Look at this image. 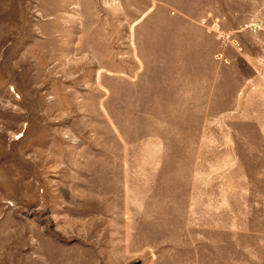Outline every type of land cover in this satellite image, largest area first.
<instances>
[{
    "label": "rangeland",
    "instance_id": "obj_1",
    "mask_svg": "<svg viewBox=\"0 0 264 264\" xmlns=\"http://www.w3.org/2000/svg\"><path fill=\"white\" fill-rule=\"evenodd\" d=\"M259 127L264 0H0V264H264Z\"/></svg>",
    "mask_w": 264,
    "mask_h": 264
},
{
    "label": "crops",
    "instance_id": "obj_2",
    "mask_svg": "<svg viewBox=\"0 0 264 264\" xmlns=\"http://www.w3.org/2000/svg\"><path fill=\"white\" fill-rule=\"evenodd\" d=\"M258 104V103H257ZM256 106V105H255ZM263 106L262 102H259L260 109ZM236 136V135H235ZM233 156H237L239 163L240 160L244 163L245 166H247L248 169H250V166H254L255 170H259L262 167H264V128H254V129H248L246 131H242L241 134H238V141H234L233 146ZM260 173V171H255L253 175H251L250 172L246 173L244 175L246 180V183H248L251 187V190L249 194H246L245 197H249L250 202L253 203V208L255 201H257V204L255 205V208L259 205V207H262V204L264 205V188L259 187L258 185H264V175L263 176H258L256 178V175ZM239 184H241L239 182ZM257 186V187H255ZM254 188V191L252 192V189ZM252 195V196H251ZM233 196H240V194L233 195ZM228 200H231L232 202L239 201V199H235L233 201L232 198L228 197ZM234 208V203L232 205ZM223 208V207H222ZM237 208V207H236ZM224 209V208H223ZM238 209V208H237ZM224 215V214H223ZM228 217L230 219V215L226 216L227 222H228ZM233 223V218L230 220ZM218 222V221H217ZM223 225L219 226L216 225V232L220 233L221 235L225 236L226 238V249L235 248V245H239V242L237 240L234 241L235 236L234 235H239L242 232L240 231V226L239 224H228L224 223V219L222 222ZM264 225L263 224H253L249 226V233L251 234H259L260 236H264ZM247 228V226H246ZM232 238V240H229V238ZM255 244H253V248H259L263 249L264 251V242H261L260 238L255 236ZM222 246L224 245L223 238L221 242ZM231 253L234 254L232 251ZM222 261L220 262L218 260V264H233L234 260V255H231L227 253L226 257H224V254H222Z\"/></svg>",
    "mask_w": 264,
    "mask_h": 264
}]
</instances>
